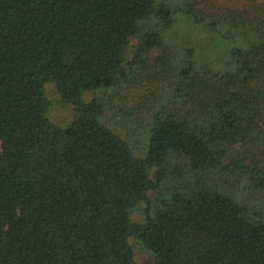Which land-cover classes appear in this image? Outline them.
Returning a JSON list of instances; mask_svg holds the SVG:
<instances>
[{
    "label": "trees",
    "instance_id": "16d2710c",
    "mask_svg": "<svg viewBox=\"0 0 264 264\" xmlns=\"http://www.w3.org/2000/svg\"><path fill=\"white\" fill-rule=\"evenodd\" d=\"M138 251L264 264V0H0V264Z\"/></svg>",
    "mask_w": 264,
    "mask_h": 264
},
{
    "label": "rangeland",
    "instance_id": "374dc122",
    "mask_svg": "<svg viewBox=\"0 0 264 264\" xmlns=\"http://www.w3.org/2000/svg\"><path fill=\"white\" fill-rule=\"evenodd\" d=\"M196 39L194 43L197 46L198 56L218 68L223 67L226 61L231 58L233 48L245 47L247 45L240 39L228 40L212 34L202 35ZM45 89L47 96L52 102L50 109L52 119L60 125L70 122L75 115L74 106L62 98L54 82L46 83ZM150 261L151 258L148 253L143 251L137 252L138 264H148Z\"/></svg>",
    "mask_w": 264,
    "mask_h": 264
}]
</instances>
